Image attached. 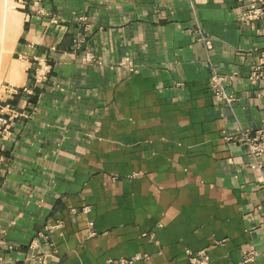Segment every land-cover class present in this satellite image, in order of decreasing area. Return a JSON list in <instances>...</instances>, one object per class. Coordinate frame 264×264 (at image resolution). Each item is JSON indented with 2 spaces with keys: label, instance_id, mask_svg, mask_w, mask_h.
I'll return each mask as SVG.
<instances>
[{
  "label": "crops",
  "instance_id": "crops-1",
  "mask_svg": "<svg viewBox=\"0 0 264 264\" xmlns=\"http://www.w3.org/2000/svg\"><path fill=\"white\" fill-rule=\"evenodd\" d=\"M42 5L45 16L10 13L0 71L32 87L35 58L51 64L11 101L22 115L0 141V264H185L187 249L208 264L254 249L244 264H264V190L225 139L264 122V71L249 79L264 18L241 22L236 0ZM75 37L102 64L81 63ZM124 56L136 72L118 67ZM214 69L237 72L230 105L209 91Z\"/></svg>",
  "mask_w": 264,
  "mask_h": 264
},
{
  "label": "rangeland",
  "instance_id": "rangeland-1",
  "mask_svg": "<svg viewBox=\"0 0 264 264\" xmlns=\"http://www.w3.org/2000/svg\"><path fill=\"white\" fill-rule=\"evenodd\" d=\"M238 6L240 8V16L239 19L241 22L250 23L256 20H260L264 18V0H236ZM21 2V3H20ZM43 0H0V71L2 68L3 63L6 61L9 48V24H10V13L15 10L20 11H30L36 14H44V8L42 5ZM80 21L84 20V17H79ZM50 22H56L55 16L50 17ZM204 44L207 49L212 47L210 40H204ZM73 46L75 49L81 52L80 61L83 64H102L101 60L97 58L92 52L86 47L85 42L83 39L75 37L73 39ZM264 47L259 51V55L257 61L251 65L249 79L251 80H260L262 73L264 71ZM258 63L262 66H259ZM258 65V66H257ZM257 66V67H256ZM118 67L127 70L130 73H134L137 71V68L134 64L131 63L130 58L128 56H124L121 58ZM256 67V68H255ZM51 71V64L47 62L45 58H35V63L32 65V73H31V80H32V87L38 86L43 84L49 77ZM237 72L233 70L228 74H221L217 70H213L210 77L208 78V88L213 96L214 100L217 102H222L224 104L230 105L234 100L235 97L233 94H228L226 92V87L230 83V81L236 77ZM216 77H222V83H220V87H218V91L215 88V92L213 90L211 82L217 79ZM11 87L10 94L8 90L4 89L0 92V141L4 140L8 133H9V126L11 122L21 116L22 112H19L17 109L12 106L11 101L20 94H31L32 87L29 85H15L9 82L0 81V87ZM3 89V88H1ZM10 89V88H9ZM217 94V95H216ZM264 130V122L261 123L256 128H239L237 134L229 135L225 137L228 142L233 144H240L244 147L245 154L249 159V168L256 173V178L260 182L264 190V157H261L264 151L261 148H258L259 145L264 144V133L261 134L260 132ZM247 132L248 135H252L250 137L245 136L243 133ZM246 134V135H247ZM261 134V135H260ZM261 157V158H260ZM2 162L0 156V164ZM1 185V182H0ZM89 227H92V222H89ZM54 226H45V229L54 228ZM3 229H0V232H3ZM95 231L91 230L90 235H95ZM38 235L42 238L47 239L48 236L45 234L44 231L38 233ZM141 235H148L149 238L153 237V233H143ZM38 241L33 239L30 242V247H35ZM12 246H8L7 249H11ZM205 249L192 251L186 250L187 260L190 257L188 252L195 253L193 257H200L203 258L204 255L202 251ZM207 254V252H206ZM256 251L254 249H247L242 252V257L240 262L237 264H244L254 260ZM208 256V254H207ZM1 257V256H0ZM149 256L144 255H136L128 259H120L118 260L119 264H126L131 263L136 259L145 258L147 259ZM192 258V257H191ZM190 258V259H191ZM209 258V256H208ZM187 260L186 263L187 264ZM209 263V259H208Z\"/></svg>",
  "mask_w": 264,
  "mask_h": 264
},
{
  "label": "built area",
  "instance_id": "built-area-1",
  "mask_svg": "<svg viewBox=\"0 0 264 264\" xmlns=\"http://www.w3.org/2000/svg\"><path fill=\"white\" fill-rule=\"evenodd\" d=\"M21 3V2H20ZM263 63H264V59H263ZM258 65L259 66H262V65H260L259 63H258ZM257 65V66H258ZM256 66V67H257ZM255 67V68H256ZM217 79L214 81V83L213 82H211V84H212V87H213V90H214V92H215V88L217 89L216 91H218V87H220V83H222L221 81H222V77H216ZM1 88H3V89H1ZM10 88V89H9ZM4 87V86H1L0 87V92L1 91H3L4 89H6V90H8V93L10 94V91H11V87ZM216 93V92H215ZM217 95V94H216ZM261 134H263L264 133V130H262L261 132H260ZM245 136H248V137H250V136H252V135H248L247 134V132H244L243 133ZM247 134V135H246ZM260 134V135H261ZM258 148H261V149H263L264 150V144H262V145H259L258 146ZM261 152H263L264 153V151H261ZM261 157H264V154L261 156ZM260 157V158H261ZM189 254L188 255H190V257L188 258V260H187V264H208V256H207V254H206V251H202V254L204 255V257L203 258H200V257H193L194 255H195V253H192V252H188ZM192 257V258H191ZM191 258V259H190Z\"/></svg>",
  "mask_w": 264,
  "mask_h": 264
}]
</instances>
